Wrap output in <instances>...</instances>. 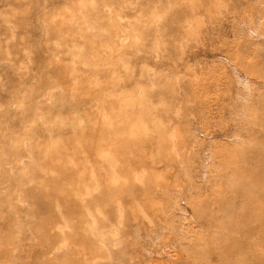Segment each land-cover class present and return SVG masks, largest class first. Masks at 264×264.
Returning a JSON list of instances; mask_svg holds the SVG:
<instances>
[{
    "label": "rangeland",
    "instance_id": "obj_1",
    "mask_svg": "<svg viewBox=\"0 0 264 264\" xmlns=\"http://www.w3.org/2000/svg\"><path fill=\"white\" fill-rule=\"evenodd\" d=\"M262 213L264 0H0V264H253Z\"/></svg>",
    "mask_w": 264,
    "mask_h": 264
},
{
    "label": "bare ground",
    "instance_id": "obj_2",
    "mask_svg": "<svg viewBox=\"0 0 264 264\" xmlns=\"http://www.w3.org/2000/svg\"><path fill=\"white\" fill-rule=\"evenodd\" d=\"M118 142V141H117ZM127 145V144H126ZM262 212V211H261ZM262 214H264V213H262ZM254 229L255 228H253V229H250L249 231H248V233H247V236H255V232H254ZM260 234H264V232H262V233H260ZM259 234V231L258 230H256V240H254L253 242L254 243H256V247H258V245H259V242L260 241H262V240H264V236H262V235H260ZM253 242H250V244H249V246H252V243ZM249 243V242H248ZM253 262V264H261V263H264V256H259V255H256V256H254V258H253V260H252ZM213 264V263H212Z\"/></svg>",
    "mask_w": 264,
    "mask_h": 264
}]
</instances>
